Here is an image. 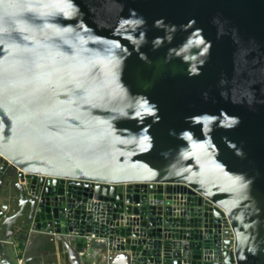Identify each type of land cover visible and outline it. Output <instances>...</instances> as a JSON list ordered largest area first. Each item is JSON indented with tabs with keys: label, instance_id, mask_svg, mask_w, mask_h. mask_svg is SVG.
<instances>
[{
	"label": "water",
	"instance_id": "95a60500",
	"mask_svg": "<svg viewBox=\"0 0 264 264\" xmlns=\"http://www.w3.org/2000/svg\"><path fill=\"white\" fill-rule=\"evenodd\" d=\"M1 199L0 264H264V0H0Z\"/></svg>",
	"mask_w": 264,
	"mask_h": 264
},
{
	"label": "crops",
	"instance_id": "0c3cea01",
	"mask_svg": "<svg viewBox=\"0 0 264 264\" xmlns=\"http://www.w3.org/2000/svg\"><path fill=\"white\" fill-rule=\"evenodd\" d=\"M0 205H5L3 199H1ZM13 241L16 243L15 240ZM4 249L7 252L9 258H7L6 261H3V264H12L11 262L13 259L16 261L21 260V256L19 255V258H15L8 247H4ZM41 251H43V255L41 263L39 262V264H70L67 254L64 252V249L59 243L54 245H46L44 248H41ZM89 256L90 257L84 256L85 264H106L104 251L95 250L94 254ZM34 262L35 260H33V264H36Z\"/></svg>",
	"mask_w": 264,
	"mask_h": 264
},
{
	"label": "built area",
	"instance_id": "2783aa9c",
	"mask_svg": "<svg viewBox=\"0 0 264 264\" xmlns=\"http://www.w3.org/2000/svg\"><path fill=\"white\" fill-rule=\"evenodd\" d=\"M17 264H23L21 260H18L17 261Z\"/></svg>",
	"mask_w": 264,
	"mask_h": 264
}]
</instances>
